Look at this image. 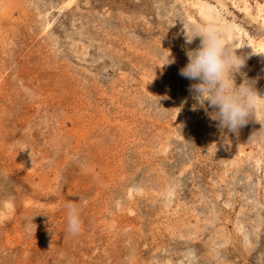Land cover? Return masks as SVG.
I'll use <instances>...</instances> for the list:
<instances>
[{
	"label": "rangeland",
	"instance_id": "374dc122",
	"mask_svg": "<svg viewBox=\"0 0 264 264\" xmlns=\"http://www.w3.org/2000/svg\"><path fill=\"white\" fill-rule=\"evenodd\" d=\"M208 26L264 97V0H0V264H264V106L179 74Z\"/></svg>",
	"mask_w": 264,
	"mask_h": 264
},
{
	"label": "clouds",
	"instance_id": "9594fccd",
	"mask_svg": "<svg viewBox=\"0 0 264 264\" xmlns=\"http://www.w3.org/2000/svg\"><path fill=\"white\" fill-rule=\"evenodd\" d=\"M193 37H200L201 43L195 49L186 51L187 64L179 74L198 83L191 86V91L201 105L207 101L215 111L212 118L219 121L220 126L236 132L248 122L259 106H264V97L255 88V80L244 78L237 86V74L244 77L241 68L245 58L234 52L223 33L213 27L193 30ZM192 39H187L190 43ZM170 62V61H169ZM264 137V128L259 130ZM67 231L78 235L82 230V219L79 206L75 202H67Z\"/></svg>",
	"mask_w": 264,
	"mask_h": 264
},
{
	"label": "bare ground",
	"instance_id": "6f19581e",
	"mask_svg": "<svg viewBox=\"0 0 264 264\" xmlns=\"http://www.w3.org/2000/svg\"><path fill=\"white\" fill-rule=\"evenodd\" d=\"M192 3H194V2H192ZM202 4V3H201ZM206 4V3H205ZM205 4H203V5H205ZM202 7V6H201ZM206 9V8H205ZM202 14H203V16H204V18H206V19H208V20H210L211 19V14H210V9H206V10H203V11H200ZM200 13V14H201ZM218 18V17H217ZM211 21V20H210ZM209 24V23H208ZM212 24V23H211ZM226 24V23H225ZM224 24V25H225ZM210 25V24H209ZM216 24H214V25H212V26H215ZM209 27V26H208ZM215 28V27H214ZM218 28V27H217ZM225 30H226V36H227V38H228V40H229V43H230V45L231 46H235L236 44H235V41L233 40V30H232V28L231 27H225ZM250 44H251V46L254 48V50H255V48L256 49H258V51L259 52H261V54L262 55H264V43L263 42H258V43H256V47L255 46H253V44H252V41H250ZM262 70L264 71V64H263V66H262ZM260 72V71H259ZM260 75V74H259ZM255 88H256V90H257V92H258V94H259V91H258V89H257V86L255 85ZM259 88V87H258ZM261 95V94H260Z\"/></svg>",
	"mask_w": 264,
	"mask_h": 264
}]
</instances>
